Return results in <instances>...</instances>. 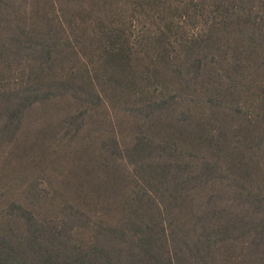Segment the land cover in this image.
<instances>
[{"label":"rangeland","instance_id":"rangeland-1","mask_svg":"<svg viewBox=\"0 0 264 264\" xmlns=\"http://www.w3.org/2000/svg\"><path fill=\"white\" fill-rule=\"evenodd\" d=\"M17 206L76 241L233 226L206 261L264 264V0H0V235Z\"/></svg>","mask_w":264,"mask_h":264},{"label":"trees","instance_id":"trees-1","mask_svg":"<svg viewBox=\"0 0 264 264\" xmlns=\"http://www.w3.org/2000/svg\"><path fill=\"white\" fill-rule=\"evenodd\" d=\"M197 74L196 71L193 76ZM36 92L33 89L27 97L16 101L11 113H21L30 103L49 96ZM166 168L157 172L151 167V170L163 175ZM16 209L21 212L27 234L12 238L0 235V264H209L203 250H210L214 243L226 240L228 232L234 228L219 227L210 233L204 229L200 237L192 239L189 235L187 242L185 238L178 242L163 225L134 220L127 227L96 224L92 237L76 241L72 227L62 228L57 224L50 227L31 211L20 206ZM71 215L73 220L82 219L83 227L91 222L81 211Z\"/></svg>","mask_w":264,"mask_h":264}]
</instances>
